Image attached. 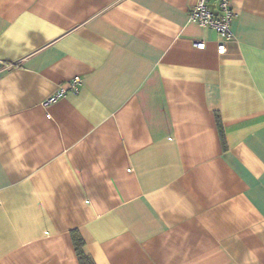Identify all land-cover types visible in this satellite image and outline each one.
I'll list each match as a JSON object with an SVG mask.
<instances>
[{"label":"crops","instance_id":"0c3cea01","mask_svg":"<svg viewBox=\"0 0 264 264\" xmlns=\"http://www.w3.org/2000/svg\"><path fill=\"white\" fill-rule=\"evenodd\" d=\"M196 2L0 0V264H264V0Z\"/></svg>","mask_w":264,"mask_h":264},{"label":"built area","instance_id":"2783aa9c","mask_svg":"<svg viewBox=\"0 0 264 264\" xmlns=\"http://www.w3.org/2000/svg\"><path fill=\"white\" fill-rule=\"evenodd\" d=\"M232 1L197 0L189 13L190 21L204 27H211L216 31L218 35L216 50L220 55L227 52V43L233 39L231 22L236 17V12L231 6ZM195 46L204 49L206 48V41H196Z\"/></svg>","mask_w":264,"mask_h":264},{"label":"trees","instance_id":"16d2710c","mask_svg":"<svg viewBox=\"0 0 264 264\" xmlns=\"http://www.w3.org/2000/svg\"><path fill=\"white\" fill-rule=\"evenodd\" d=\"M72 238L77 251L80 264H94L93 258L84 250V239L79 231H72Z\"/></svg>","mask_w":264,"mask_h":264}]
</instances>
